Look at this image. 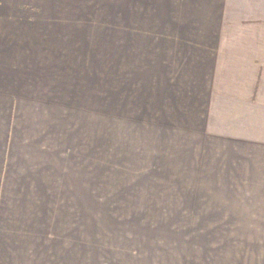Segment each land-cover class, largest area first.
Instances as JSON below:
<instances>
[{"label":"crops","instance_id":"crops-1","mask_svg":"<svg viewBox=\"0 0 264 264\" xmlns=\"http://www.w3.org/2000/svg\"><path fill=\"white\" fill-rule=\"evenodd\" d=\"M109 20L118 135L147 138L135 152L160 166H138L139 191L94 194L87 94L0 70V264H264L231 236L264 233V192L144 187L158 169L264 179V0H117Z\"/></svg>","mask_w":264,"mask_h":264},{"label":"rangeland","instance_id":"rangeland-1","mask_svg":"<svg viewBox=\"0 0 264 264\" xmlns=\"http://www.w3.org/2000/svg\"><path fill=\"white\" fill-rule=\"evenodd\" d=\"M0 4L10 17L0 25L4 45H0L4 56L3 62L0 57V70L5 83L28 82L34 88H55L62 96L71 93L79 98H84L85 92L91 113L94 194L139 191L137 183L144 181L139 174L147 175L138 166L158 167L161 162L156 155L154 158L135 152L136 145L147 138L127 137L123 130L118 135L116 40L107 39V35L102 39L99 33L102 28L116 27L109 18H116L117 0H0ZM252 170V177L238 178L213 175L215 170L208 167L192 171L158 169L156 177L151 175L149 179L156 184L144 187L150 192L263 193V170ZM102 203L95 201L94 208ZM100 220L93 217L94 226H99ZM231 236L236 237L238 246L247 247L252 257L264 259L263 232H237Z\"/></svg>","mask_w":264,"mask_h":264}]
</instances>
